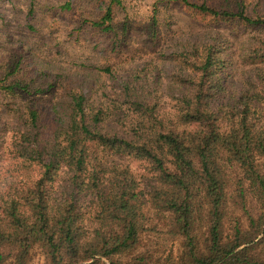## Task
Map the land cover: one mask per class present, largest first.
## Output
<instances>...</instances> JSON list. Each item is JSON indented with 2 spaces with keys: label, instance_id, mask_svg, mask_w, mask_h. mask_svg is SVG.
<instances>
[{
  "label": "trees",
  "instance_id": "1",
  "mask_svg": "<svg viewBox=\"0 0 264 264\" xmlns=\"http://www.w3.org/2000/svg\"><path fill=\"white\" fill-rule=\"evenodd\" d=\"M167 1L259 32L238 49L248 68L238 89L234 44L209 29L160 53L175 67L169 106L153 61L99 92L97 80L67 87L56 68L30 70L21 53L0 57V159L12 155L0 173V264H33L36 251L42 264H264V0ZM88 2L81 27L120 52L135 29L120 20L123 0ZM96 69L117 78L113 64Z\"/></svg>",
  "mask_w": 264,
  "mask_h": 264
},
{
  "label": "rangeland",
  "instance_id": "2",
  "mask_svg": "<svg viewBox=\"0 0 264 264\" xmlns=\"http://www.w3.org/2000/svg\"><path fill=\"white\" fill-rule=\"evenodd\" d=\"M66 0H0V57L12 52L25 56V64L30 70L40 73H63L66 77L65 86H69V79L78 76L82 80L98 81L93 89L103 92L106 85L110 91L112 84L119 83L131 71L143 67L153 61L161 72L163 101L167 106L171 104V93L179 92L177 87L168 84V75L175 69L168 61H162L160 53L168 56L177 48L181 41L198 38V33L209 29L212 32L223 34L230 43H233L237 52L232 76L229 83L231 89L239 88L242 73L248 68L238 62V49L253 35L259 32L235 28L230 24H210L201 16L191 14L185 7L167 0H123L124 8L120 9V20L127 19L133 28L129 37L123 43L120 52H110L103 38L91 33L90 27H81L85 15L80 13L91 9L89 0H78L77 8L63 11L60 7ZM31 3H34L33 13L29 14ZM157 12V31L154 37L150 30L153 26L154 8ZM98 42V43H97ZM102 42V43H99ZM10 51V52H9ZM239 58V57H238ZM106 64L115 65L117 78L107 81L101 78L96 67ZM44 66L49 69L42 70ZM80 71L89 72L79 74ZM100 77V78H99ZM114 85V86H116ZM64 91L63 86L57 87ZM89 87H85L87 89ZM119 91V90H118ZM50 102V101H49ZM52 102V101H51ZM14 127H9L2 134V142L8 146L11 142ZM12 162L9 151L0 159V173L6 175ZM133 170L137 174H145L141 163L130 160ZM161 241V240H160ZM169 243L167 248L173 249ZM33 264H42L43 259L39 251L34 252ZM104 264H110L104 260Z\"/></svg>",
  "mask_w": 264,
  "mask_h": 264
}]
</instances>
